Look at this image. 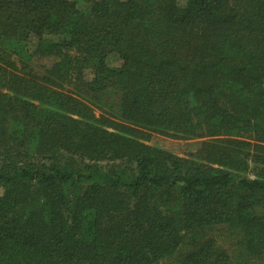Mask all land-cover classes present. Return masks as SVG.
<instances>
[{
	"label": "trees",
	"instance_id": "obj_1",
	"mask_svg": "<svg viewBox=\"0 0 264 264\" xmlns=\"http://www.w3.org/2000/svg\"><path fill=\"white\" fill-rule=\"evenodd\" d=\"M0 188V264H223L218 224L260 256L264 0H0Z\"/></svg>",
	"mask_w": 264,
	"mask_h": 264
},
{
	"label": "rangeland",
	"instance_id": "obj_2",
	"mask_svg": "<svg viewBox=\"0 0 264 264\" xmlns=\"http://www.w3.org/2000/svg\"><path fill=\"white\" fill-rule=\"evenodd\" d=\"M180 5L185 4L186 0H176ZM199 39L202 40L200 33L197 34ZM201 41H197L199 43ZM35 40L32 39L29 42L30 48L34 45ZM107 63L111 67L119 66L121 61L116 54H112L108 57ZM118 95L110 94L106 96L105 101L112 105L117 106ZM107 110V109H105ZM96 115L100 113L99 110L95 111ZM208 137L192 138V139H180L168 136L159 135L156 133H150L148 138L144 140V143L159 147L164 150L171 151L172 153L181 157H191L196 154L201 148L204 141L208 140ZM66 162H69V167L74 168L78 171L82 168V163L75 157H65L60 160V164L65 167L68 166ZM1 192V188H0ZM196 238H200L204 243L202 246L206 245L207 242H213V248L216 252L223 253L226 255V261L223 264H264V252L260 256H253L247 250L244 249L242 245V233L239 230H234L233 228L225 225L218 224L211 228L198 230L195 235ZM193 249L190 244V239L188 243L182 245L177 251L171 255L162 258L158 262L151 264H189L186 263V256H188L189 251ZM213 260L203 262L204 264H213ZM192 264V263H191Z\"/></svg>",
	"mask_w": 264,
	"mask_h": 264
}]
</instances>
